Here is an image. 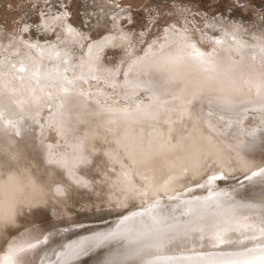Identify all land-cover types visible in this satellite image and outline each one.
I'll return each instance as SVG.
<instances>
[{
	"label": "bare ground",
	"instance_id": "6f19581e",
	"mask_svg": "<svg viewBox=\"0 0 264 264\" xmlns=\"http://www.w3.org/2000/svg\"><path fill=\"white\" fill-rule=\"evenodd\" d=\"M237 29L238 25L235 26V30ZM164 36L165 40L158 49H148L146 53L149 55L143 64L138 59L131 63L133 68L127 77L130 83L125 84L123 81L119 84L123 89L136 91L137 78H149L141 68L160 54L188 59L208 74H214L219 63L226 58L242 66L251 65L252 70L241 73L227 91H198L195 98L182 93H178L179 99L169 97L168 104L157 114L148 117L119 111L120 108L127 107L119 99L125 92L118 89L119 86L116 87L117 84L110 77L102 82L99 78L96 81L90 80L93 74L90 75L88 71L84 72L87 82L79 80L78 83H88L91 88L103 90H97V93L109 102L108 105L62 87L65 74L59 68L56 73L41 75L38 79L42 91L32 89L33 94L29 91L27 94L18 92L14 96V103L7 101L5 105L12 109L30 107L31 113L34 109L40 112L44 104L38 103H43L45 86H56L61 91L60 111L50 119L47 126L37 117L40 114L26 118L18 110L19 117L12 122L15 128L3 127L5 131L0 129V139H3L0 141V145L3 144L0 148V182L10 178L18 180L22 192L10 220L14 221V227H3L0 222V258L7 253L8 242L17 232L38 231L42 236L49 237V233H53L57 225L54 226L57 221H53L51 215L57 212L61 214L63 207L58 202L62 193H66L69 199H77L75 208L81 207L79 202L94 210L99 209L98 211L104 206L109 207L105 218L112 219L113 223L118 224L120 217L123 220L133 218L132 227L138 232L133 230L130 238L138 239L145 231L149 233L146 225L151 222L147 214L135 217L133 214L145 212L157 198L161 200V204L154 211L163 214L175 208L178 216L183 202L191 201L194 205L193 216L179 218L184 219L188 227L202 231H191L188 237L181 239L176 245L167 244L159 251L154 247H147L153 243V236L149 233L152 240L143 242V247L137 249L134 256H129L127 260L123 259L126 257H122L123 255L122 258L112 256L98 259L99 254L92 259L84 252L69 256V249L66 248L65 251L62 248V253L59 254L51 253L52 250L45 252L46 256L43 253L37 254L39 264H65V261L67 264H139L150 255L173 257L177 264H212L230 260H254L259 264V257L264 249V235L260 233V229L264 227V172L253 176L248 156L249 153L264 155L262 152H255L264 147V127L259 132L248 130L253 124L245 123L242 129L239 123L248 119V116H253L257 121L264 119L261 113L264 112V68L258 66V61L264 64V60L259 55L260 50L256 47H237L236 52L240 56L237 58L232 53L234 48L229 46L230 42L223 38L219 39L221 42L215 48L206 52L195 42L188 40L183 33L170 31ZM119 38L116 39L117 42L120 41ZM107 39H111L110 36ZM105 40L92 43L90 51L101 49ZM237 43L259 44L245 36H240ZM192 45L203 52L204 60L210 63H202L199 58L191 55ZM45 54L53 58L48 50ZM81 68L84 70L86 67ZM213 68L215 71H212ZM89 69H93V66ZM245 80L250 84L248 89L244 86ZM29 82L31 87L36 88L31 80ZM11 87L16 90L14 83ZM35 94L38 97H34ZM207 98L214 99L211 116H219L220 119L215 118L218 123V120L226 122V131H221L216 124L210 123L205 115L209 110ZM144 103L147 102H141L142 105ZM253 111L257 113H252ZM50 129L59 130V133L54 134L58 144L45 141ZM59 138L63 142L59 143ZM81 152L88 158V163L72 166L71 157ZM211 175L225 176L226 179L208 184L206 178ZM197 183L205 184V187H197ZM177 205L180 207H176ZM62 219L64 220L63 217ZM101 219L104 221L103 217ZM99 222L101 221L96 223ZM96 223L91 224L99 228ZM67 226L72 229L74 225ZM100 226L102 227L101 224ZM218 229H227L223 234V242L216 239ZM72 233L75 231L70 232ZM27 251L28 254L31 253L30 248ZM25 254L24 252L22 255ZM38 263L34 258L29 260V264ZM160 264L167 262L161 261Z\"/></svg>",
	"mask_w": 264,
	"mask_h": 264
},
{
	"label": "rangeland",
	"instance_id": "374dc122",
	"mask_svg": "<svg viewBox=\"0 0 264 264\" xmlns=\"http://www.w3.org/2000/svg\"><path fill=\"white\" fill-rule=\"evenodd\" d=\"M237 25L238 31L235 30ZM170 31L185 34L188 40L195 42L206 52L215 48L217 41L223 38L230 42L229 46L234 48L232 53L238 58L240 56L236 52L237 47L238 49L255 45L264 47V0H0V112L3 113L0 116L1 131H5L7 127L15 128L12 122L19 117H17L19 111L21 116L25 115L26 118L40 114L37 117H40L41 123L48 126L50 119L60 111L61 91L58 90V87L50 84L47 85L48 87L45 86L43 103H38L44 104L41 108L42 112L34 109L31 113L30 107L12 109L5 104L7 101L14 103V96L20 91L24 94H27L28 91L33 94L32 89L42 91L38 79L41 75L56 73L58 68L65 74L62 87L75 90L87 99H97L98 103L104 105H108L109 102H106L97 93V90L98 92L103 90L91 88L88 83L85 84L87 80L84 72L88 71L90 75L93 74L89 78L93 81L99 78L102 82L103 79L112 78L117 84L116 87L119 86L118 89L125 92V95L119 99L123 100V105H128L127 93L132 91L123 89L124 87L119 85L125 80L123 73L130 63L143 57L148 49H158L161 42L165 40L164 34ZM236 34H238L237 39H240V36H245L259 44H238ZM120 35H125V37ZM108 36L111 39L108 40ZM118 38L120 41L117 42ZM102 40H105V42L103 41L105 44L101 49L91 52L89 48L92 43ZM257 49L260 50V48ZM45 50H48L53 58L47 54L44 55ZM259 63L258 66L264 68V64L259 65ZM82 66L86 68L83 70ZM92 66L93 69H89ZM94 75L97 76L94 77ZM29 80L36 88L31 87ZM79 80L85 83H78ZM12 83H14L15 91L11 87ZM244 86L248 89L250 84H247L245 80ZM251 90L253 91L252 88ZM135 92L136 95L131 97L132 100L147 102L146 89L137 88ZM34 97L38 96L35 94ZM3 98L6 99L2 100ZM23 100L26 102V99ZM252 113L257 112L253 111ZM261 113L264 115V112ZM211 115L207 117L211 121L210 123L216 124L221 131H226L227 128L224 127L226 122L222 123L221 120H218L219 124L216 119H220V117ZM262 117L264 118V116ZM249 118L251 120H248ZM23 119L25 118L23 117ZM248 119L239 123L242 129L247 123L253 124V127L247 128L248 130L262 132L264 119L257 121L253 116H248ZM58 131L50 129L45 141L58 144L57 137L54 135L59 133ZM51 138L53 141H50ZM59 140V143L63 142L61 138ZM2 147L3 144L0 145V148ZM255 152L264 154V147ZM248 161H250V172L264 168V155L256 156L249 153ZM76 200V198L69 199L66 193H62L58 202L63 207L61 209L62 216L60 212L51 215L52 220L57 221L54 226L60 225H56L54 232L49 233V237H45L48 242L41 243L43 236L38 231L27 232L25 230V232H17L13 235L14 238L10 239L8 247L19 245L24 248L23 252H18L15 256L16 264H29L31 258H34L38 263L37 254L45 255V252L50 250L53 254H59L62 253L60 249L65 250L66 246L70 244L75 246L80 242L88 241L84 244L82 252L92 259L94 255L99 254L98 259L126 256L123 259L127 260L129 256H134L136 250L142 248L145 242L152 240L149 233L146 231L142 233L143 230L138 239L130 238L133 235V230L138 232L136 228L132 227L133 218L123 220L120 217L118 224L113 223L112 219L105 218L108 215L109 207L104 206L98 211L99 209L94 210L91 206L79 202L81 207L75 208ZM193 214L190 215L193 216ZM102 217L103 220L105 218L104 221H102ZM61 219L64 222L62 225ZM179 219L185 223L184 219ZM98 220L101 222L96 223ZM93 221L99 224V228L95 224H91L94 223ZM67 225L74 226L70 229ZM2 226L14 227V221L2 222ZM79 227L82 228L79 229L80 232L77 230ZM90 227L92 230L89 231ZM68 229L75 233L70 234L71 231ZM151 234L154 236L155 233ZM28 235L32 238H29ZM123 236L124 238H122ZM186 236L180 235L172 242V245H176ZM101 237L108 238L102 239ZM141 237L142 239H140ZM126 239L129 240L126 242ZM34 243L36 245L30 248L31 253L28 254V244ZM55 245L59 246L56 248ZM88 246L91 248L89 249ZM26 247L28 248L26 249ZM127 251L130 252L127 254ZM24 252L25 256L22 255ZM90 257L88 260L92 261Z\"/></svg>",
	"mask_w": 264,
	"mask_h": 264
},
{
	"label": "snow or ice",
	"instance_id": "6c2138e0",
	"mask_svg": "<svg viewBox=\"0 0 264 264\" xmlns=\"http://www.w3.org/2000/svg\"><path fill=\"white\" fill-rule=\"evenodd\" d=\"M220 41H217L219 43ZM193 48V52L191 55L195 56L196 58H199L202 63H210L209 61L204 60L205 54L203 52H200L199 50L195 49V45L191 46ZM254 47L260 48L259 55L262 60H264V47H261L260 45H255ZM148 53H145V57L138 58L140 63H144V61L148 57ZM170 60H179L180 57H169ZM133 68V64L128 65V71H125L123 73L125 80V84H129L130 82L128 81V72L131 71ZM212 71H215L213 68ZM143 87L146 89V94L148 96L147 103H144L143 105L141 104L140 101L138 100H132L131 97L136 95L135 91L127 93L128 98H129V103L127 107L120 108L119 111L125 112L129 115L132 114H137L141 115L144 117L148 116H153L157 114L163 107L164 105L168 104L169 102V97L173 99H179L178 93L182 91V88L176 87L172 89H168L163 87L160 83L159 80L152 75H149V78L146 80H139L137 78L136 83H135V88H141ZM67 91V89H65ZM198 91H194L190 93V95L195 98L197 96ZM188 103H191V100L188 101ZM214 103L213 98H207V104L209 105V110L205 114L207 116H210L212 114V108L211 106ZM201 112H203V108H201ZM3 113L0 112V116H2ZM17 134H19V130L17 129ZM248 135L254 136L255 133H248ZM72 161V166H75L77 164H87L88 163V158L84 156L81 152L79 155H75L71 157ZM261 172H264V168H261L259 172H252L253 176L259 175ZM147 179V177H144ZM250 179L251 177H246ZM207 183L211 184L212 182L218 180V179H223V176H217V175H211L206 178ZM197 187H205V184L197 183ZM199 198H197L198 200ZM161 204V200L159 198L155 199L154 204L150 206L149 209L145 210V212L136 214L134 213L133 216L135 217L136 215H145L147 214L148 219L150 220L151 224L146 225V228H148L149 233H155L156 235L152 237L153 243L150 245H147V247H154L159 251L160 249L164 248L165 245L172 243L174 240L177 239L180 235H188L191 231H202V229H192L188 227L186 223H182L179 220V216H187L190 215L193 210H194V205L191 201H185L183 202V207L180 208L179 216L176 213L175 208L169 209L167 212L161 214L160 212L154 211V209ZM176 207H180L177 205ZM128 219V218H126ZM143 222V221H141ZM161 225H165V227H161ZM227 229H218L217 232L215 233L216 239L219 240L220 242H223V234L226 232ZM261 235H264V227L260 229ZM113 235V234H109ZM102 239H106L108 237H101ZM46 239V238H45ZM88 242H80L77 245H68L66 246L69 249L68 255H78L84 250V244ZM35 245L33 244H28V247H34ZM24 248L19 246V245H10L8 248L7 253L4 255L3 258H0V264H16L15 261V256L17 255L18 252H23ZM161 261L167 262V264H177L175 258L173 257H167V256H159L157 255L155 260H141L139 264H160ZM65 264L67 262L65 261ZM212 264H256V261L254 260H242V261H235V260H230V261H220V262H212ZM259 264H264V249H262L260 257H259Z\"/></svg>",
	"mask_w": 264,
	"mask_h": 264
},
{
	"label": "clouds",
	"instance_id": "9594fccd",
	"mask_svg": "<svg viewBox=\"0 0 264 264\" xmlns=\"http://www.w3.org/2000/svg\"><path fill=\"white\" fill-rule=\"evenodd\" d=\"M251 70V65L242 66L226 58L219 63L214 74H208L202 72L188 59L170 60L166 54L150 59L141 68L145 74L155 76L165 88H182L180 92L182 94L206 90L227 91L241 73ZM21 195L18 180L10 178L0 182V222L11 220Z\"/></svg>",
	"mask_w": 264,
	"mask_h": 264
},
{
	"label": "water",
	"instance_id": "95a60500",
	"mask_svg": "<svg viewBox=\"0 0 264 264\" xmlns=\"http://www.w3.org/2000/svg\"><path fill=\"white\" fill-rule=\"evenodd\" d=\"M208 177V176H207ZM224 179H226V177L225 176H223V179H219V180H224ZM28 237L29 238H32V237H30V235H28ZM45 238V236H43L42 238H41V243L43 242H48V240L47 239H44ZM36 244H37V242H36ZM35 243L33 244V245H36ZM28 247H26V249H27ZM6 252H7V250H6ZM2 254H4V253H2ZM156 257L157 256H155V255H150V256H148V257H146V258H143L142 260H145V261H147V260H155L156 259ZM1 258H3L2 256H1Z\"/></svg>",
	"mask_w": 264,
	"mask_h": 264
}]
</instances>
